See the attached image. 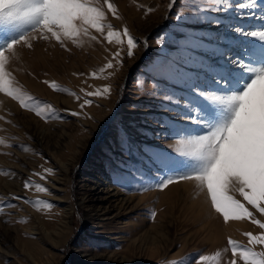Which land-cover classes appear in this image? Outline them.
<instances>
[{"label":"rangeland","instance_id":"1","mask_svg":"<svg viewBox=\"0 0 264 264\" xmlns=\"http://www.w3.org/2000/svg\"><path fill=\"white\" fill-rule=\"evenodd\" d=\"M89 2L103 7L104 32L89 29L63 48L56 41L34 40L31 49L17 46L18 58L8 65L29 107L22 109L0 93V264H195L201 255L210 257L209 264H231L229 238L258 256L264 253V245H249L244 235L262 230L247 220L225 224L196 181L163 191L155 186L168 174L167 162L157 157L177 155L172 133L188 123L181 117L188 105L181 92L166 99L171 88L157 86L153 78V67L186 33L226 46L219 30L215 40L207 39L216 27L212 18L225 15L245 31L264 28V21L240 17L235 4L242 0H230L228 13L211 11L215 5L209 0H110L116 16L103 0ZM195 9L209 20L191 19ZM108 26L116 33L128 29L138 42L133 57L127 56L126 38L105 39ZM20 34L9 31L8 37ZM229 35L246 49L260 47L251 37ZM160 37H165L162 45ZM4 43L0 34V47ZM117 52L122 64L114 59ZM201 55L209 64L220 59L211 50ZM109 62L113 69L105 67ZM44 81L55 82L59 91ZM104 87L109 94L86 95ZM85 100L91 105L81 108ZM123 137L128 149L121 145ZM179 159L168 166L183 168ZM234 198L244 202L238 191Z\"/></svg>","mask_w":264,"mask_h":264},{"label":"snow or ice","instance_id":"2","mask_svg":"<svg viewBox=\"0 0 264 264\" xmlns=\"http://www.w3.org/2000/svg\"><path fill=\"white\" fill-rule=\"evenodd\" d=\"M103 2L116 16L115 5L110 0ZM209 2L215 5L211 11L216 13H228L233 6L230 0ZM235 8L241 10L240 17L247 15L264 21V5L258 0H242L235 4ZM194 11L197 13L191 17L194 21L209 20L200 9ZM176 19L179 20L180 16ZM104 20L103 7L89 0H0V34L5 39L4 46L0 47V93L19 101L22 109H28V103L14 86L8 71L9 63L18 58L17 46L31 49L33 41L39 39L56 41L63 48L66 40L75 42L77 38L88 35L89 29L104 32ZM209 22L216 27L205 34L207 39L215 40L219 30L225 47L206 43L192 31L178 40L171 54L153 67L156 85L171 88V93L165 98L171 99V94L181 92L185 94L188 105V110L181 113L182 119L188 123L178 124L172 133L176 141L173 151L177 155L168 152L157 157L161 162H167L165 171L168 174L155 186L163 191L173 183L196 181L206 189L210 209L219 214L225 224L230 220L249 221L262 231L259 235L244 233L248 244L264 245V221L255 215L259 213L264 217V87L261 86L264 84V28L245 31L233 26L225 15L216 16ZM9 31L21 34L10 39ZM229 33L251 37L260 47L246 49ZM123 38L127 39V56L131 58L138 42L127 28L116 33L108 26L105 39L109 43H121ZM164 39L160 37L157 43L162 45ZM209 50L220 57L218 62L209 64L201 55ZM114 59L121 64L123 62L120 52L114 54ZM105 67L113 69L114 65L109 62ZM197 69L201 71H195ZM203 73H211V78L204 77ZM244 76H247L246 80L242 79ZM44 83L59 91L55 82ZM109 92L110 89L104 87L102 92L92 91L86 95L92 97ZM200 101L206 102L207 109ZM85 105L90 106L91 100H85L81 108ZM35 114L42 116L39 111ZM71 115L78 116L79 113L72 112ZM121 145L125 149L130 147L127 137L121 139ZM177 156L184 163L181 169L168 166ZM30 187L28 182L24 183L25 190ZM38 190L47 191L46 188ZM237 191L246 203L234 198ZM46 206L52 207L51 204ZM228 246L232 253L231 264H238V261L242 264H264V253L258 256L252 247H242L231 238ZM209 260L210 257L201 255L195 264H209Z\"/></svg>","mask_w":264,"mask_h":264},{"label":"bare ground","instance_id":"3","mask_svg":"<svg viewBox=\"0 0 264 264\" xmlns=\"http://www.w3.org/2000/svg\"><path fill=\"white\" fill-rule=\"evenodd\" d=\"M184 185H189V183H188V184L186 183V184H184Z\"/></svg>","mask_w":264,"mask_h":264}]
</instances>
